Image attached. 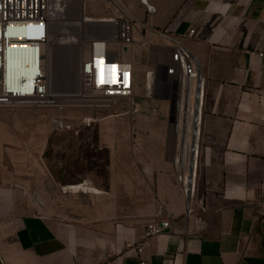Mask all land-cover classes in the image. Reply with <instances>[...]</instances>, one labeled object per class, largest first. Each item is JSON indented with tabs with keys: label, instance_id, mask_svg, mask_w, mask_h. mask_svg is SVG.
Here are the masks:
<instances>
[{
	"label": "crops",
	"instance_id": "0c3cea01",
	"mask_svg": "<svg viewBox=\"0 0 264 264\" xmlns=\"http://www.w3.org/2000/svg\"><path fill=\"white\" fill-rule=\"evenodd\" d=\"M120 1L134 39L164 46L168 30L202 66L195 193L174 174L169 101L155 104L136 82L131 117L111 138L109 181L87 192L91 203L55 211L38 174L0 167V264H264V0ZM61 179L66 194L81 193L79 176ZM167 214L171 227L145 238Z\"/></svg>",
	"mask_w": 264,
	"mask_h": 264
},
{
	"label": "built area",
	"instance_id": "2783aa9c",
	"mask_svg": "<svg viewBox=\"0 0 264 264\" xmlns=\"http://www.w3.org/2000/svg\"><path fill=\"white\" fill-rule=\"evenodd\" d=\"M74 1L0 0V108L62 109L67 104L78 103L85 108L99 109L120 99L134 98L137 81L133 56L135 24L120 0H107L117 15L99 21L106 27L90 40L89 54L81 66L82 88L76 93L77 99L69 97L59 101L51 96L48 47L56 20ZM80 1L84 10L86 2L105 0ZM161 35L168 44L152 46L142 41L139 45L147 49V63L154 67V73L148 72L147 77L152 75L154 88L168 101L175 102L171 115V128L176 138L172 164L177 181L189 198L196 189L200 125L205 104L203 71L198 58L168 30ZM259 56L263 58L264 52H259ZM54 122L58 124L57 119ZM84 183L73 187L79 188ZM78 191L84 192L82 188ZM259 208L264 218V200ZM171 225L172 218L168 214L163 220L148 223L145 238L162 234ZM129 247L135 248L139 255L143 251L141 244ZM138 264L149 263L140 257Z\"/></svg>",
	"mask_w": 264,
	"mask_h": 264
},
{
	"label": "rangeland",
	"instance_id": "374dc122",
	"mask_svg": "<svg viewBox=\"0 0 264 264\" xmlns=\"http://www.w3.org/2000/svg\"><path fill=\"white\" fill-rule=\"evenodd\" d=\"M83 15L115 16L116 12L113 5L105 0L87 2ZM67 29V32H55L49 43L48 56L50 71L54 74L58 70L63 79L64 90L71 94L70 90L79 92L82 88V62L89 54L91 38L101 34V29L98 23L80 26V39L77 35L73 36V29ZM134 42L137 87H146L149 83L147 74H153L154 67L147 63V52L139 45L142 41L135 38ZM150 84L144 91L151 101L158 104L159 101L167 100L154 88L152 75ZM59 94L64 95V92ZM131 107L132 100L120 99L99 109L85 108L78 103L67 104L62 109L38 106L0 108V136L3 139V145L0 146V167L23 172L25 176L38 174L43 181L42 196L48 194L57 202L55 211L61 210L63 206L68 208L91 203L93 196L87 192L66 194L61 178L79 176L81 181L74 185L86 182L94 188L109 181L111 160L115 152V147L110 144L111 138L116 135V125L130 119ZM55 119L58 124L54 122ZM121 133L119 131L118 135ZM173 170L177 179L175 169ZM46 175L53 177V182L51 180L46 184ZM39 201L38 198L39 209L45 212V207ZM63 202L66 203L62 205Z\"/></svg>",
	"mask_w": 264,
	"mask_h": 264
},
{
	"label": "bare ground",
	"instance_id": "6f19581e",
	"mask_svg": "<svg viewBox=\"0 0 264 264\" xmlns=\"http://www.w3.org/2000/svg\"><path fill=\"white\" fill-rule=\"evenodd\" d=\"M84 17H86L87 19H85ZM102 18H105V17H102ZM102 18L90 17L88 15H83V6L81 4V1L75 0L68 7V9H66L64 11V13L60 14L58 19L56 20L55 26H54V29L52 32V37L55 35L56 31H60V32L66 31V30L68 31L69 29H67V28H71L74 30V31L72 30L73 32L70 31L71 33H73V36L77 35V37H79V39H80V36L78 33V27L83 26V25L85 26L86 24L97 25V22H98L100 29H103L104 27H106V24L102 23L103 21L99 23L100 20H103ZM157 60L160 61L162 59L158 58ZM48 78H49V82H50L51 96H53L54 99H56V100L69 99V97H74V99H77L76 98V93H77L76 90L75 91H74V89L70 90L69 92H72L71 94H68L67 93L68 91L64 90L63 79L61 78V74L58 72V70H56V72L53 74L52 70L50 71V69H49ZM148 81H149L148 86H150L151 85L150 84V77H148ZM57 91L64 92V95H60L59 92H57ZM70 95H72V96H70ZM187 170L188 169L186 168L185 172H187ZM80 188H82L84 190V192L97 190L96 188L89 186L87 183L82 184L79 188L72 186L73 191H78V190H80Z\"/></svg>",
	"mask_w": 264,
	"mask_h": 264
},
{
	"label": "water",
	"instance_id": "95a60500",
	"mask_svg": "<svg viewBox=\"0 0 264 264\" xmlns=\"http://www.w3.org/2000/svg\"><path fill=\"white\" fill-rule=\"evenodd\" d=\"M144 3H147V2L145 1ZM169 102H170V114L172 115L175 111V102L174 101H169Z\"/></svg>",
	"mask_w": 264,
	"mask_h": 264
},
{
	"label": "snow or ice",
	"instance_id": "6c2138e0",
	"mask_svg": "<svg viewBox=\"0 0 264 264\" xmlns=\"http://www.w3.org/2000/svg\"><path fill=\"white\" fill-rule=\"evenodd\" d=\"M101 82H103V81H101Z\"/></svg>",
	"mask_w": 264,
	"mask_h": 264
}]
</instances>
